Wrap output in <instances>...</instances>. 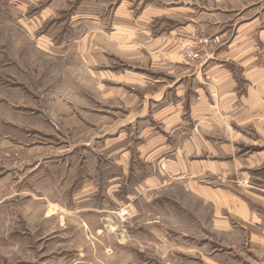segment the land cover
Listing matches in <instances>:
<instances>
[{"label": "rangeland", "instance_id": "374dc122", "mask_svg": "<svg viewBox=\"0 0 264 264\" xmlns=\"http://www.w3.org/2000/svg\"><path fill=\"white\" fill-rule=\"evenodd\" d=\"M180 5L230 7L0 0V264H213L226 236L189 180L219 183L166 166L151 99L220 41L164 39Z\"/></svg>", "mask_w": 264, "mask_h": 264}, {"label": "crops", "instance_id": "0c3cea01", "mask_svg": "<svg viewBox=\"0 0 264 264\" xmlns=\"http://www.w3.org/2000/svg\"><path fill=\"white\" fill-rule=\"evenodd\" d=\"M217 3L230 7L180 5L176 16L169 6L154 18L168 26L166 40L203 31L220 41L200 48L203 62L179 64L182 75L151 99L164 103L157 117L173 153L166 166L224 184L189 180L212 206L217 237L226 236L210 262L264 264V0Z\"/></svg>", "mask_w": 264, "mask_h": 264}]
</instances>
